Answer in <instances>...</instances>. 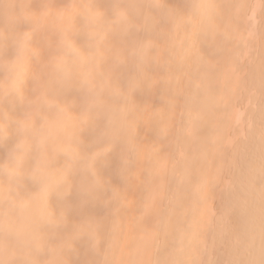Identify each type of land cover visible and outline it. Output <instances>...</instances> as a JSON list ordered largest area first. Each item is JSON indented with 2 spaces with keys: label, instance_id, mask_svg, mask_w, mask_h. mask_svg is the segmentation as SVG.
I'll use <instances>...</instances> for the list:
<instances>
[{
  "label": "bare ground",
  "instance_id": "6f19581e",
  "mask_svg": "<svg viewBox=\"0 0 264 264\" xmlns=\"http://www.w3.org/2000/svg\"><path fill=\"white\" fill-rule=\"evenodd\" d=\"M85 1L67 0L63 9L69 24H90L87 32L69 27L104 49L67 72L65 83L41 85L23 112L0 88V153L13 158L0 195L12 203L15 219L23 216L30 236L46 221L56 228L59 205L82 179L93 210L78 205L76 220L88 216L95 232L67 233L54 260L259 264L264 0H212L210 23L186 11L183 0H111L107 15L97 7L87 13L96 2ZM14 9L1 15L14 19L8 33L0 27L4 64L15 53ZM128 12L137 17L121 36L114 18ZM6 78L0 68L5 88Z\"/></svg>",
  "mask_w": 264,
  "mask_h": 264
},
{
  "label": "rangeland",
  "instance_id": "374dc122",
  "mask_svg": "<svg viewBox=\"0 0 264 264\" xmlns=\"http://www.w3.org/2000/svg\"><path fill=\"white\" fill-rule=\"evenodd\" d=\"M42 1L44 2L42 3ZM52 1H55V3ZM65 1L67 2V0H47V2L46 0H7V4L10 7L15 8L14 13H11V15L15 14V17L17 18V29H16V38H15L16 40H15V45H14L15 54L13 55L12 61H15L18 64H21L26 67L24 85H23V88L21 89L20 96H17L13 92H11L12 98L15 99L16 104L18 103L17 111L19 110L21 111L23 109V107L25 106L26 100L29 101V102H26L27 106L32 105L37 101V97H35L34 94H35V91H37L41 85L44 84L47 87V86L53 85V83L58 84L60 82L58 80V77L60 75H63L64 72L69 73L75 70L78 66H84L87 58L91 57L93 54L98 53L104 49L94 44L92 41L91 42L87 41V37L84 35H81V34H79L78 36L74 35V33H76L75 30L71 29L69 26L71 25L74 27L78 26L77 28L79 29V31L83 30V33H84V32H87L88 25L90 24H88L85 27H82L80 23H75V22H72L69 24L68 23V21H70L68 20L69 17L66 13H64V9H63V7L66 4ZM75 1H79V0H75ZM86 1L88 3L90 1L91 3L96 2L94 7H88L87 13L88 12L90 13V11L92 12L93 9L96 7H97V10H99L100 12L103 11L106 15L107 13L109 14L111 12L110 11L111 4H112L111 0H104L102 2H100L99 0H90V1L86 0ZM5 7L6 6L0 9V11H2L1 12L2 14L0 13V27L3 28V30L6 33H8V31L5 30L8 23L1 16L3 15V13L8 11L9 9L8 6L6 8ZM43 13L46 14L44 15L46 19H44ZM32 14L35 15L36 17L33 16ZM22 15H24V17L26 16L25 20H23L24 17ZM125 15L126 16H121V14H119L116 16V18H114L115 24H117V26L121 28V36H126L129 33V30L131 29L130 27L134 24L135 18L137 17L136 12L135 14H133L132 12H128ZM37 16L39 17L38 19H36ZM28 17L29 19H27ZM32 22L36 25L35 28H34V24L31 25ZM24 23L25 25L27 24V26H25ZM21 24L23 25L21 26ZM38 24L41 26H39ZM52 26H54V28ZM110 29L111 30L115 29V27L110 26ZM38 30L39 32H37ZM30 31L31 32L33 31V32L31 33ZM34 31H36L37 33H35ZM25 34L27 35L25 36ZM17 39L20 40V42H18ZM25 39L27 41H25ZM32 43L34 47H32ZM69 43L71 44L72 48L75 49L74 54L68 51L67 44ZM39 44L41 45L39 46ZM24 45L25 47H23ZM44 45H46L47 47L44 48L45 47ZM21 46L23 47V49L21 48ZM50 46H52V48ZM26 47H29L27 48L28 50L26 49ZM24 48H25V51H24ZM17 51L19 52L17 53ZM21 51L26 52V53L24 54ZM31 51H34V52L29 53ZM52 52L54 53L52 54ZM57 65H60L59 69L56 67ZM65 81L66 80H64L62 83H65ZM28 94L31 96H29ZM17 114H18L17 117L18 118L20 117V120H21L22 116L19 113ZM9 138L10 137H7L5 141L7 142ZM4 144L6 143H2V146L6 147V145ZM96 155L97 154H94L93 156L96 157ZM12 160L13 158L10 157L9 153L7 152H2V154L0 153V186L3 183L2 180L6 178V175L8 173L9 163H11ZM83 171L84 173H88V169L83 168ZM82 182H83L82 179H78L77 181H75L72 187L73 192L69 196L67 195L66 199H64L66 196L64 192L61 193L57 191L58 192L57 201L63 200V199L64 200H63V203L59 205V207H61V210L59 212L57 211L55 213L56 216H54V218H56V221H57L56 228L54 224H51L50 222L46 221V223L44 222L43 224H41V226H38V227L35 225L33 226L32 230H30V232L32 233V236H30L27 233V231L21 228L22 222L24 221L23 216L21 217L18 216V218L22 219V222L18 223V221L15 219V214H12V211H13V209L11 210V207L13 206L12 203L11 205L7 206L6 199L4 198V196L0 195V221L6 223V225L8 226L10 230V234H11L9 240L6 242L4 246L6 248V254L4 258L10 261H14L20 258L21 255L28 249V247L39 246V248L42 249L43 252L45 253V256H44L45 259L54 260L55 249L57 247H60V244L64 243L65 236L67 235V233L69 232L74 233V231H80V232H83L81 234L83 235L86 234L87 231L82 230L83 226L89 223L93 224V222L91 220L89 221L88 216H84L82 218L80 216L79 217L80 219L78 218L80 220L79 222L76 220L77 216L75 215V214L79 215V212L76 210H78L81 205H88L87 207L90 209L89 212L93 210L92 204L88 202V195L85 193V187ZM2 192L3 191H1V193ZM21 199L22 201L20 203L23 205V198ZM78 205L80 206L78 207ZM3 210L5 211L3 212ZM78 222L81 224H78ZM35 223L38 224V220ZM80 237L78 238L79 239L83 238L82 236Z\"/></svg>",
  "mask_w": 264,
  "mask_h": 264
},
{
  "label": "snow or ice",
  "instance_id": "6c2138e0",
  "mask_svg": "<svg viewBox=\"0 0 264 264\" xmlns=\"http://www.w3.org/2000/svg\"><path fill=\"white\" fill-rule=\"evenodd\" d=\"M14 19L12 17H9L8 25L6 26L7 31H11L13 27ZM4 31H0V42L4 40ZM4 45L0 43V51H3ZM4 57L0 56V68H3L5 72H7V78L5 81V84H7V87L5 88L4 85H0V88H3L5 91H11L17 96H20L21 89L24 85V78L26 75V67L18 64L15 61H12L10 64H4ZM58 69L60 68V65L56 66ZM68 73L64 72L63 75H60L58 77V80L60 82H63L67 79ZM264 83V82H262ZM28 113H25V117H28ZM23 130V129H21ZM43 129H40L38 132H36L37 135L42 134ZM110 138L115 141L118 139L116 133H109ZM132 155V149H129V157ZM131 163L130 159L125 160V171H127L128 165ZM258 175L260 179V192L262 197V205H264V130H262L261 133V155H260V165L258 170ZM98 183V181H96ZM84 231L89 232V234H94L95 232V226L91 223L83 226ZM10 230L5 222L0 221V247H4L6 242L10 238ZM261 250H262V258L259 261V264H264V215H262V237H261ZM242 264V262H241ZM248 264H256L255 261H249Z\"/></svg>",
  "mask_w": 264,
  "mask_h": 264
},
{
  "label": "clouds",
  "instance_id": "9594fccd",
  "mask_svg": "<svg viewBox=\"0 0 264 264\" xmlns=\"http://www.w3.org/2000/svg\"><path fill=\"white\" fill-rule=\"evenodd\" d=\"M183 2L185 10L190 14L200 17L206 23H210L212 21L217 7L212 2V0H183ZM67 48L70 53H75V49L72 48L70 43L67 44ZM14 54L15 53H13V55ZM130 86L131 83L129 81H127L126 85L124 84L125 88H128ZM83 161H87V159H84ZM5 254L6 248L0 247V264H68V262L64 260L57 261L45 259V253L42 249L39 248V246L28 247V249L21 255V257L14 261L5 259Z\"/></svg>",
  "mask_w": 264,
  "mask_h": 264
}]
</instances>
